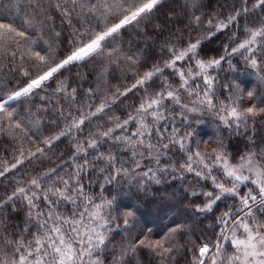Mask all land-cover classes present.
Returning a JSON list of instances; mask_svg holds the SVG:
<instances>
[{"label":"snow or ice","instance_id":"1","mask_svg":"<svg viewBox=\"0 0 264 264\" xmlns=\"http://www.w3.org/2000/svg\"><path fill=\"white\" fill-rule=\"evenodd\" d=\"M162 3L163 0H28L26 7L31 9L29 15L37 23L26 19L17 25L15 20L0 15V58L10 62L19 61L13 71H18L24 81L22 86L8 93L0 91V133L30 143L27 154L23 145L13 153V163L0 161V177H5L26 161H51L49 152L62 138L75 134L84 137L82 140L77 139L74 144L73 156L70 158L74 166L66 176L59 173L69 162L30 178L27 184L18 182L21 186L7 194L6 199L0 200V207H3L22 199L29 209L27 224L21 231L7 234L5 229L0 233V264H103L101 252L106 247L109 234L114 230L112 225L115 224L117 229L121 226L116 224L117 216L106 215L113 208V201L96 203L85 191L82 174L89 169L95 170L96 163L100 162H106L115 175L129 173L127 168L115 167L118 163L115 155L100 151L106 142H112L113 147L121 144L126 150H131L130 159L135 169H139L145 160L159 165V157L176 148L182 153L181 157L158 170L166 173L171 168L181 177L184 173H192L199 180L208 182L209 190L193 193L205 198L202 204L195 205L197 213L214 212L219 202L232 201L225 204V210L217 217V239L212 243H193L191 248L186 249L191 253L189 264H264V162H261L264 157L248 153L240 157L239 163L232 164L227 154L217 148L211 151H203L199 145L193 148L190 142L193 133L180 134L179 128L169 129L166 126L172 119L168 115L169 104L178 105L187 111H197L201 106L216 109L221 123L229 128L235 125L239 129L241 125L247 126L250 119L264 116V99L259 104L250 103L242 107L243 97L230 95L217 106L213 91L215 79L210 75V70L218 68L226 57L235 54L242 55L245 62L258 72L264 70L261 69L264 63V0H255L254 3L251 0H240V7L234 8L226 20L215 25L212 20L207 21L210 27L216 29L205 38L211 39L216 32L235 26L241 17L260 10L259 24L245 28L243 39L233 33L239 43L230 49L226 47L225 55L219 58H199L204 42L202 39H190L182 49L170 47L168 52L171 58L164 62L163 67L154 66L142 75L134 71L133 75L137 77L135 82L124 91L117 90L116 99L101 101L95 110L89 106L87 115L82 109H77L79 118L72 111L66 114L60 111L58 114L71 123L55 135L42 139L32 130L33 127L38 128L40 122L34 116L28 119L29 113L16 106L21 101L30 103L38 90H44L46 84L54 81L69 66L96 58L118 64L123 46L116 41L123 39L122 30L138 25ZM15 6L18 10L25 7L19 0H16ZM93 20L97 21L98 30L86 26ZM74 21L81 24L83 31L75 30L77 39L69 42L72 45L70 52L57 60L53 44L43 38V33L48 32L59 39L61 32L55 29L65 26L72 28ZM191 22L199 27L201 17L194 15ZM125 59L132 68L139 62L135 54H128ZM25 64L37 70H46L33 76L29 68L23 67ZM165 69H171L178 77L177 84L174 86L165 79L158 88L149 91L152 82L159 79ZM198 79L202 85L196 83ZM137 90L143 94L134 105V114H128L124 119L111 114L112 107L121 97L126 98L129 93ZM75 93L76 89L69 91L65 83L60 81L51 95L59 94L74 104ZM88 93L91 95L92 90L89 89ZM181 93L190 98L191 107L188 103H182ZM247 97L250 101L254 100V92L249 91ZM40 99L49 103L47 97ZM104 116H107L106 122L97 125L95 132L84 133L86 124ZM129 125H133L135 130H129ZM153 138L156 143L152 142ZM89 155L92 160L88 159ZM77 159L83 162L75 164ZM214 171L220 172L222 178L213 175ZM150 173L151 179L159 183L152 168H148L142 175L149 177ZM40 201L44 202L46 210L39 207ZM61 202L76 207L66 216L58 211ZM134 219L133 210L125 211L123 228L127 230ZM151 231L148 229V233ZM182 232L183 226L175 225L159 238L150 239L145 233L129 236L114 264H127V258L134 257L141 249H147L162 262L171 259L172 253L176 251L173 237ZM25 233L30 234L31 238H26ZM226 246L231 247V254Z\"/></svg>","mask_w":264,"mask_h":264},{"label":"trees","instance_id":"2","mask_svg":"<svg viewBox=\"0 0 264 264\" xmlns=\"http://www.w3.org/2000/svg\"><path fill=\"white\" fill-rule=\"evenodd\" d=\"M19 2L25 7L18 10L15 6L16 0H11V6L10 0H0V15L15 20L17 25L26 19H32L34 23H37L29 15L31 9L26 7L28 0H19ZM254 2L255 0H251V3ZM239 7L240 0H163L158 9L148 18L136 26H129L122 30L123 39L116 41L117 44L123 46L118 64L109 63L107 59L101 61L100 58H96L83 64L69 66L67 70L59 73L54 81L46 84L44 90H38V94L31 98L30 103L21 101L16 106L29 113L28 119L34 116L40 122L39 127H33L32 130L42 139L55 135L71 123L58 114L60 111L65 114L72 111L76 118H79L77 109H82L87 115L89 106L91 110H95L101 101L116 99L117 90L124 91L135 82L137 77L133 75L134 71L142 75L154 66H161L171 58L168 48L182 49L190 39L204 38L215 30L214 26L210 27L207 24L208 20H212L215 25L219 21L226 20L232 14L233 9ZM259 13L260 10H257L256 13L241 17L235 26L216 32L211 39H205V37L199 58H219L225 55L226 47L230 49L239 43L233 33L243 39L245 28L259 24ZM194 15L201 17L202 23L199 27L191 22ZM96 25L97 21L93 20L86 26L98 30ZM76 29L83 31L81 24L74 21L72 28L65 26L55 29L61 32L59 39L52 37L48 32L43 33V38L53 44L57 60L70 52L72 45L69 42L76 41ZM128 54H135L139 57L135 68H132L125 59ZM18 63L19 61L10 62L6 58H0V91L8 93L23 85L24 81L19 72L13 71ZM23 67L29 68L33 76L46 70H37L29 64ZM261 69H264V63L261 64ZM210 75L215 79L213 91L217 106L221 101H226L230 95L243 97L242 107L250 103L259 104L260 100L264 99V79H261L264 77V70L258 72L257 69H253L240 54L232 55L230 58L226 57L218 68L210 70ZM165 79L172 84L178 82V77L173 71L165 69L163 75L152 82L149 91L158 88L161 81ZM60 81L65 83L69 91L76 89V103L73 104L70 100L63 99L59 94L51 95L52 90ZM196 83L202 85L199 79ZM89 89L92 90L91 95L88 93ZM249 91L254 92V100L250 101L247 97ZM142 94L141 90H137L129 93L126 98L121 97L120 101L112 107L111 114L118 115L121 119L126 118L128 114H134V105L138 103V97ZM40 97H47L49 103H45ZM41 108L51 110L38 111ZM168 115L172 118L166 125L169 129L179 128L180 134L193 133L190 138L193 148L197 145L203 151L217 148L226 153L233 163H238L240 157L248 153H256L264 157V116L250 119L247 126L241 125L237 129L235 125L231 128L226 127L218 117H207L200 121L192 120L187 117L180 106L175 104H169ZM106 120L107 116L102 119L94 118L91 123L85 125L84 133L95 132L97 125L104 124ZM129 130L134 131V126L129 125ZM83 138L80 134L62 138L49 152L51 161L45 160L43 163L36 160L26 161L24 165L5 177H0V200L6 199L7 194H11L16 187L21 186L18 182L23 181L27 184L30 178L41 175L44 171L62 165L64 162H69L61 168L59 173L66 176L74 166L70 162L74 144L77 139L82 140ZM152 142L156 143L155 138ZM21 145L27 154L30 148L28 140L12 139L7 133H0V161L7 160L8 163H13V153ZM221 145H223L222 148ZM31 150L34 151V148ZM100 151L105 154L111 152L117 157L116 168L129 169L128 175H115L114 170L109 168L106 162H100L96 163L95 170L89 169L82 174V183L86 185L85 191L95 199L96 203H102L105 200L113 201V208L106 215L117 216L116 224L121 226L117 229L115 224L112 225L114 230L109 234L106 247L101 252L103 264H114V260L120 256L121 248L127 244L129 236L135 237L145 233L150 239L159 238L175 225H182L183 232L173 237L176 251L172 253L171 259L162 262L147 249H141L134 257L127 258V264H189L191 253L186 251L187 248H191L193 243L201 241L212 243L217 239L219 232L217 217L225 210V204H230L232 201L219 202L214 212L197 213L194 210L195 205L202 204L205 198L193 195V193L209 190L208 182L199 180L192 173H184L181 177L176 175L171 168L166 173L158 170L181 157L182 153L176 148H173L167 155H161L159 165H156L154 161L145 160L139 169H135L130 159L131 150H126L121 144L113 147L112 142H106ZM88 159L92 160V156L89 155ZM82 162L77 159L74 163ZM148 168L154 170L159 183L151 179L152 173L149 177L142 175ZM100 169L104 171L101 172ZM114 175L115 178L112 179ZM213 175L221 177L220 172L217 171H214ZM109 180H111L110 183ZM39 207L46 210L43 201L39 202ZM75 207L74 204L61 202L58 211L67 216ZM128 209L135 212V219L125 230L123 213ZM28 211L26 201L22 199L0 207V233H3L5 229H7V234L21 231L27 224ZM148 229L152 230L151 233H148ZM32 231L34 232L35 229L33 228ZM25 236L28 239L31 238L28 233H25ZM226 247L228 253L231 254V247Z\"/></svg>","mask_w":264,"mask_h":264},{"label":"rangeland","instance_id":"3","mask_svg":"<svg viewBox=\"0 0 264 264\" xmlns=\"http://www.w3.org/2000/svg\"><path fill=\"white\" fill-rule=\"evenodd\" d=\"M216 31V29L213 31V32H215ZM209 35V34H208ZM207 35V36H208ZM207 36H205V37H207ZM204 37V38H205ZM204 38H202V40L204 39ZM169 60V59H168ZM164 64V63H163ZM163 64L161 65V66H159V67H163ZM177 84V82L176 83H174L173 85L175 86ZM181 98H182V103H188L189 104V107H191L192 105L189 103V100H190V98L189 97H187L185 94H183V93H181ZM184 110V112L186 113V115H187V117H189L190 119H192V120H197V121H200V120H203V119H205V118H207V117H218L219 118V116L216 114V109H209L207 106H201L200 108H199V110H197V111H187V110H185V109H183ZM229 162L230 163H232V164H237V163H233V162H231L230 160H229ZM239 163V162H238ZM250 186V185H249Z\"/></svg>","mask_w":264,"mask_h":264}]
</instances>
